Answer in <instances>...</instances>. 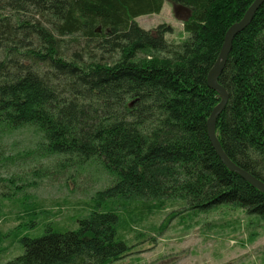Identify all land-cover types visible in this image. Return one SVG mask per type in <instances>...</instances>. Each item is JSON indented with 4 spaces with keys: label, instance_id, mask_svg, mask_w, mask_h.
<instances>
[{
    "label": "trees",
    "instance_id": "1",
    "mask_svg": "<svg viewBox=\"0 0 264 264\" xmlns=\"http://www.w3.org/2000/svg\"><path fill=\"white\" fill-rule=\"evenodd\" d=\"M164 1L0 0V166L40 155L61 169L96 166L107 182L76 226L44 219L36 236L18 231L21 252L0 264H111L130 250L122 212L140 219L167 200L264 220V194L222 163L206 128L220 101L207 74L253 0H169L188 11L179 42L166 40L167 24L135 21ZM217 81L228 98L215 134L264 182V2L233 38ZM24 128L34 148L8 154L4 137Z\"/></svg>",
    "mask_w": 264,
    "mask_h": 264
},
{
    "label": "rangeland",
    "instance_id": "2",
    "mask_svg": "<svg viewBox=\"0 0 264 264\" xmlns=\"http://www.w3.org/2000/svg\"><path fill=\"white\" fill-rule=\"evenodd\" d=\"M187 9L165 0L159 13L135 18L139 26L153 30L167 24L168 41L179 42L189 34L183 29ZM8 154L34 148L36 135L24 128L4 137ZM54 158L31 155L0 166V255L10 259L21 252L16 232L36 236L43 220L76 226L72 218L86 212L98 190L107 185L96 166L75 170L60 168ZM178 211L174 217L168 214ZM48 212V216L45 214ZM34 226L26 228L35 214ZM128 214V213H127ZM122 212L119 232L129 252L111 264H264V220L242 209L221 206L187 212L182 202L165 201L138 219ZM74 226V227H75Z\"/></svg>",
    "mask_w": 264,
    "mask_h": 264
},
{
    "label": "water",
    "instance_id": "3",
    "mask_svg": "<svg viewBox=\"0 0 264 264\" xmlns=\"http://www.w3.org/2000/svg\"><path fill=\"white\" fill-rule=\"evenodd\" d=\"M263 2L264 0H253L250 6L246 9L242 18L239 21L234 22L232 25H230L225 32L218 57L207 74V84L210 88L218 92L220 96V101L212 108L206 121V128H207V135L212 144V147L214 148L216 154L218 155L222 163L229 170L236 172L250 185L254 186L264 194V182L258 179L257 177H255L254 175L250 174L245 169L236 165L232 160H230V158L223 151L222 146L215 134V126H216L217 118L219 116V113L223 109L224 105L226 104L228 98L227 91L217 81L218 75L222 71L227 56L231 50L233 38L238 32L243 30L251 22L255 12L258 10V8L261 6Z\"/></svg>",
    "mask_w": 264,
    "mask_h": 264
}]
</instances>
